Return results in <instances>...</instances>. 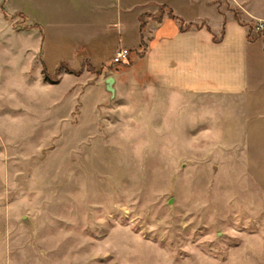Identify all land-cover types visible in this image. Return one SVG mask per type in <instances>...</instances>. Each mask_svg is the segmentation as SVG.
I'll use <instances>...</instances> for the list:
<instances>
[{"label":"rangeland","instance_id":"1","mask_svg":"<svg viewBox=\"0 0 264 264\" xmlns=\"http://www.w3.org/2000/svg\"><path fill=\"white\" fill-rule=\"evenodd\" d=\"M31 3L0 0V264H264V188L244 122H206L188 97L178 122L139 94L107 104L117 42L92 49L94 67L70 55L74 38L48 52L15 12ZM213 4L264 45V0Z\"/></svg>","mask_w":264,"mask_h":264},{"label":"crops","instance_id":"2","mask_svg":"<svg viewBox=\"0 0 264 264\" xmlns=\"http://www.w3.org/2000/svg\"><path fill=\"white\" fill-rule=\"evenodd\" d=\"M188 1L195 9L191 15L178 14L171 5L152 0H60L55 4L30 0L31 11L17 5L15 12L26 18L33 33H38L39 40L34 38L39 47L48 50L68 37L74 38L70 55L82 51V61L93 67V48L100 50L114 41L117 48L113 55L120 48L129 50V65L117 66L112 76V99L104 90L106 78L102 82L107 104L121 101V97L134 102L139 94L144 104H167L178 122L182 100L188 97L195 107L188 104L187 109L200 110L206 105V122H244L245 157L253 159L251 172L264 188V45L248 38L247 25L215 11L213 0ZM198 5L210 7L220 23L216 27L207 23L196 11ZM157 6L166 7L159 20ZM168 11L174 18L167 15ZM139 16L144 23L141 33Z\"/></svg>","mask_w":264,"mask_h":264},{"label":"built area","instance_id":"3","mask_svg":"<svg viewBox=\"0 0 264 264\" xmlns=\"http://www.w3.org/2000/svg\"><path fill=\"white\" fill-rule=\"evenodd\" d=\"M255 29L256 30L264 29V24L262 23L257 24ZM129 55H130L129 50L120 48L114 53L111 63L121 64L122 62L126 61L129 58Z\"/></svg>","mask_w":264,"mask_h":264},{"label":"trees","instance_id":"4","mask_svg":"<svg viewBox=\"0 0 264 264\" xmlns=\"http://www.w3.org/2000/svg\"><path fill=\"white\" fill-rule=\"evenodd\" d=\"M165 9H166L165 6H161V7H159V9H158L159 16L156 18V20H159V19H160L161 15H162V13H163V11H164ZM167 15H168L169 17H171V18H174L173 15H172V12H171V11H168ZM139 20H140L139 32L141 33V32H142V29L144 28V23H143V21H142V20H143V16H139ZM248 38L251 39L250 34L248 35ZM215 40H217V39H215ZM86 63H88V62H86ZM88 64H89V63H88ZM89 65H90V64H89ZM120 65L128 66V65H129V58H128L126 61L122 62Z\"/></svg>","mask_w":264,"mask_h":264},{"label":"water","instance_id":"5","mask_svg":"<svg viewBox=\"0 0 264 264\" xmlns=\"http://www.w3.org/2000/svg\"><path fill=\"white\" fill-rule=\"evenodd\" d=\"M103 86H104V90H105L108 94H110V97H111V99H112L113 96H114V92H115V90H114V78H113L112 76H108V77L104 80V84H103ZM169 204H170V202H169Z\"/></svg>","mask_w":264,"mask_h":264}]
</instances>
